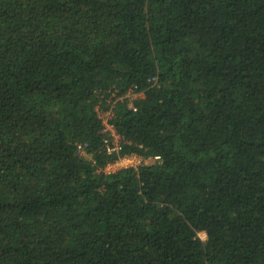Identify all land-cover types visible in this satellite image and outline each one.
I'll return each mask as SVG.
<instances>
[{"label": "trees", "instance_id": "trees-1", "mask_svg": "<svg viewBox=\"0 0 264 264\" xmlns=\"http://www.w3.org/2000/svg\"><path fill=\"white\" fill-rule=\"evenodd\" d=\"M0 264H264V0H0Z\"/></svg>", "mask_w": 264, "mask_h": 264}, {"label": "built area", "instance_id": "built-area-1", "mask_svg": "<svg viewBox=\"0 0 264 264\" xmlns=\"http://www.w3.org/2000/svg\"><path fill=\"white\" fill-rule=\"evenodd\" d=\"M101 114L104 122V129L107 132V137L105 138L106 145L108 147V151L111 152H118L121 149V142H122V136L120 132L118 131V128L116 124L112 121V114L110 112H102ZM85 148L82 149L84 152ZM152 159H160V156H154ZM147 160V159H146ZM145 160V162H147ZM143 157L131 153V154H125L121 155L116 160L108 162L106 165V171L112 172L120 168H127L130 166H137L143 162Z\"/></svg>", "mask_w": 264, "mask_h": 264}, {"label": "rangeland", "instance_id": "rangeland-1", "mask_svg": "<svg viewBox=\"0 0 264 264\" xmlns=\"http://www.w3.org/2000/svg\"><path fill=\"white\" fill-rule=\"evenodd\" d=\"M83 152V151H82ZM155 159H150V160H147V163L150 164V163H154Z\"/></svg>", "mask_w": 264, "mask_h": 264}, {"label": "clouds", "instance_id": "clouds-1", "mask_svg": "<svg viewBox=\"0 0 264 264\" xmlns=\"http://www.w3.org/2000/svg\"><path fill=\"white\" fill-rule=\"evenodd\" d=\"M84 152H85V151H84ZM84 152H83V153H84Z\"/></svg>", "mask_w": 264, "mask_h": 264}]
</instances>
